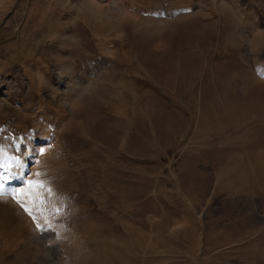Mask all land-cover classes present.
Returning a JSON list of instances; mask_svg holds the SVG:
<instances>
[{"label": "rangeland", "instance_id": "1", "mask_svg": "<svg viewBox=\"0 0 264 264\" xmlns=\"http://www.w3.org/2000/svg\"><path fill=\"white\" fill-rule=\"evenodd\" d=\"M0 264H264V0H0Z\"/></svg>", "mask_w": 264, "mask_h": 264}]
</instances>
